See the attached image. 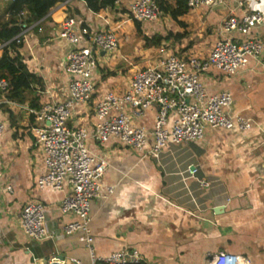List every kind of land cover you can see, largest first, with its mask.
Instances as JSON below:
<instances>
[{
	"label": "crops",
	"instance_id": "obj_1",
	"mask_svg": "<svg viewBox=\"0 0 264 264\" xmlns=\"http://www.w3.org/2000/svg\"><path fill=\"white\" fill-rule=\"evenodd\" d=\"M133 1L124 0L94 13L84 0H66L37 27L29 28L20 53L30 72L42 79L44 88L35 86L40 92L39 108L50 100L66 99V59L72 46L57 35L68 18H80L95 30L112 29L119 40L115 53L101 54L92 101L70 120L71 127L79 128L93 126L95 104L105 94L125 93L136 73L155 65L161 47L186 60L207 59L226 19L264 13L262 2L219 0L212 8H188L178 18L164 12L158 22L140 23L131 18ZM162 1L177 7V0ZM145 36L163 38L161 45L147 44ZM257 36L264 43V27L247 35H227L235 40ZM202 82L210 95L230 93L233 104L227 112L251 118L252 129H209L201 140L170 143L159 158L145 159L117 139L105 145L90 139L92 154L107 163L104 187L114 188L110 197L95 199L91 206L90 228L97 257L135 248L157 264H206L213 255L226 251L247 257L251 264H264V52L232 77L211 69ZM33 95L28 93L24 101H10L0 90V120L6 124L0 137V264H54V259L59 262L55 264H92L90 251L78 235H66L62 228L78 220L60 211L71 188L55 191L35 186L46 167L34 132L38 123L27 110L39 109L32 106ZM157 112L158 108L152 107L135 119L148 133L146 151L154 143ZM174 120L172 112L169 128ZM191 165L198 167L196 177L185 173ZM201 181L208 186H202ZM32 198L47 207L52 237L47 241L29 240L19 226L21 210Z\"/></svg>",
	"mask_w": 264,
	"mask_h": 264
},
{
	"label": "built area",
	"instance_id": "obj_2",
	"mask_svg": "<svg viewBox=\"0 0 264 264\" xmlns=\"http://www.w3.org/2000/svg\"><path fill=\"white\" fill-rule=\"evenodd\" d=\"M124 0H116L115 6ZM189 9L214 7L219 0H184ZM259 3L262 0H249ZM67 3V2H66ZM131 18L140 23L158 22L164 16L158 0H135L131 4ZM39 22V21H38ZM13 40L23 44L29 28ZM264 27V13L252 12L242 18L226 19L220 30V38L207 59L192 57L188 60L160 48V57L155 65L145 68L133 77L129 89L123 94H105L95 104V120L92 127L74 128L70 120L76 111L89 104L97 91L96 71L101 54H113L118 50L119 40L112 29L95 30L86 26L82 19L71 17L64 20L58 37L72 46L66 59L69 80L66 84V99L62 102L48 101L39 109H27L36 118L34 129L39 147L44 154L46 171L35 180L38 190L51 188L62 191L69 186L71 191L60 205L63 214L74 215L77 221L63 225L66 235H78V239L90 251L92 264H157L148 261L138 249H123L108 257H97L94 253V235L90 224L91 206L95 199H107L113 193L112 186L104 187L103 178L107 163L99 161L89 149L88 142L105 145L117 139L125 148L140 153L141 158H159L170 143L180 145L198 141L209 129L248 131L254 121L244 114L227 112L233 104L228 92L210 95L202 82V76L211 69L232 77L246 67L250 59L260 58L264 43L260 37L235 40L227 37L239 32L247 35L257 27ZM9 42L0 45V51ZM14 55L15 52L12 51ZM0 90L7 94L8 82L0 79ZM157 107L154 126V143L146 151L148 133L137 126L135 119L145 111ZM174 112L175 120L169 128V117ZM6 124L0 120V137ZM185 173L196 177L198 167L189 166ZM1 176V174H0ZM202 186H208L201 181ZM11 190V188H8ZM19 226L25 236L34 242L51 239L47 225V207L32 198L21 210ZM55 263H59L54 259ZM78 264L79 262L76 261ZM54 263V264H55ZM206 264H251L250 260L234 253L221 251L213 255Z\"/></svg>",
	"mask_w": 264,
	"mask_h": 264
},
{
	"label": "trees",
	"instance_id": "obj_3",
	"mask_svg": "<svg viewBox=\"0 0 264 264\" xmlns=\"http://www.w3.org/2000/svg\"><path fill=\"white\" fill-rule=\"evenodd\" d=\"M66 0H8L6 14L8 18H0V45L9 42V46L3 48L0 54V79L8 82V92L6 94L10 101H24L28 93H34L32 106L39 108L38 100L40 92L35 86L44 88L42 79L30 72L25 58L20 53L22 44H17V37L24 30L23 25L28 26L43 20L48 16L53 8ZM89 10L97 13L103 9L114 7L116 0H84ZM158 3L163 12H170L172 17L178 18L189 9L184 0H177L175 9L166 6L162 0ZM141 30V29H140ZM147 44L161 45L162 39L158 36L146 37ZM12 51L15 54H12Z\"/></svg>",
	"mask_w": 264,
	"mask_h": 264
},
{
	"label": "rangeland",
	"instance_id": "obj_4",
	"mask_svg": "<svg viewBox=\"0 0 264 264\" xmlns=\"http://www.w3.org/2000/svg\"><path fill=\"white\" fill-rule=\"evenodd\" d=\"M8 7V0H0V18L6 20L8 18L6 14V8Z\"/></svg>",
	"mask_w": 264,
	"mask_h": 264
},
{
	"label": "clouds",
	"instance_id": "obj_5",
	"mask_svg": "<svg viewBox=\"0 0 264 264\" xmlns=\"http://www.w3.org/2000/svg\"><path fill=\"white\" fill-rule=\"evenodd\" d=\"M262 3H264V0H262Z\"/></svg>",
	"mask_w": 264,
	"mask_h": 264
}]
</instances>
